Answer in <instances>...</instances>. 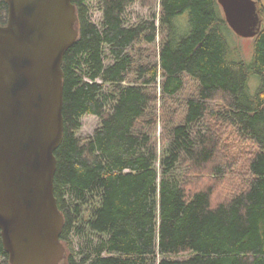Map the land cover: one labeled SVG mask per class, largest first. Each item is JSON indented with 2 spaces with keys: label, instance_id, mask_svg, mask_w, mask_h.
I'll list each match as a JSON object with an SVG mask.
<instances>
[{
  "label": "trees",
  "instance_id": "obj_1",
  "mask_svg": "<svg viewBox=\"0 0 264 264\" xmlns=\"http://www.w3.org/2000/svg\"><path fill=\"white\" fill-rule=\"evenodd\" d=\"M89 1L61 64L60 264H264V27L247 60L217 0H96L98 22Z\"/></svg>",
  "mask_w": 264,
  "mask_h": 264
},
{
  "label": "water",
  "instance_id": "obj_2",
  "mask_svg": "<svg viewBox=\"0 0 264 264\" xmlns=\"http://www.w3.org/2000/svg\"><path fill=\"white\" fill-rule=\"evenodd\" d=\"M0 24V236L10 264H60L64 217L53 189L63 131V70L77 30L72 0H4ZM228 27L254 37L256 0H217Z\"/></svg>",
  "mask_w": 264,
  "mask_h": 264
},
{
  "label": "rangeland",
  "instance_id": "obj_3",
  "mask_svg": "<svg viewBox=\"0 0 264 264\" xmlns=\"http://www.w3.org/2000/svg\"><path fill=\"white\" fill-rule=\"evenodd\" d=\"M260 3L262 7V15H263V20L261 23V26L264 27V0H256ZM90 12L92 13V20L94 22H98L100 20V11L97 9L96 6V0H90ZM155 10H158V5L156 4ZM149 10L146 7H142L140 3L135 2L131 4L126 12H125V17L127 18L129 23H133L138 21L140 18H146L149 16ZM178 21V24H181ZM227 40H228V45L230 47H234V45L239 49L241 55L245 59L251 58L252 55V45H253V37H241L236 35L230 28H228L225 31ZM154 50V44L149 45V52H153ZM154 53V52H153ZM99 126V119L93 115H85L81 118V127L79 130V135L86 136L91 134L95 128ZM201 126V125H200ZM225 132L223 131L221 133V136H223ZM220 136V137H221ZM74 243H75V251H79L80 246H79V238L74 237ZM77 258H79V254L77 255Z\"/></svg>",
  "mask_w": 264,
  "mask_h": 264
}]
</instances>
